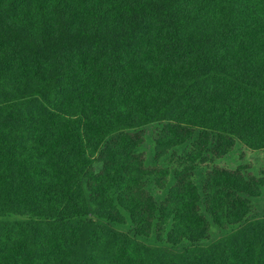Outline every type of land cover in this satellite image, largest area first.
Wrapping results in <instances>:
<instances>
[{"label":"trees","instance_id":"obj_1","mask_svg":"<svg viewBox=\"0 0 264 264\" xmlns=\"http://www.w3.org/2000/svg\"><path fill=\"white\" fill-rule=\"evenodd\" d=\"M237 144L264 150V0H0V264H264V171L195 181Z\"/></svg>","mask_w":264,"mask_h":264},{"label":"rangeland","instance_id":"obj_2","mask_svg":"<svg viewBox=\"0 0 264 264\" xmlns=\"http://www.w3.org/2000/svg\"><path fill=\"white\" fill-rule=\"evenodd\" d=\"M160 127L159 124H152L145 128L146 130V141L145 144L139 149V152H144L147 156L146 166H155L161 165L162 167L174 169L177 166L176 160L171 157L172 153L167 156L166 158L157 161L154 151V141H153V134L155 130ZM198 135L194 138L197 140ZM193 140V141H194ZM185 144L184 146L176 149V154L179 157H187L188 153L191 150L192 142ZM200 164V163H198ZM211 166H219L228 169H237V168H246L248 171L252 172L256 176H261L264 171V150L260 151H253L248 149L247 147L237 144L234 151L228 154L223 159L216 160L214 163L208 165H199L195 172V181L199 186L200 190H202L205 174L209 167ZM174 177L171 176L170 183L165 191L159 192L153 180L150 181L149 190L151 194L158 201H162L165 196L167 195L169 188L174 185ZM252 202L255 206L254 212L251 215L250 219H260L264 217V188L262 189V196L260 198L252 199ZM127 223L125 225H114V227L122 232H131L133 229L132 222L128 215H126ZM211 220V219H210ZM212 222V221H211ZM234 229L230 228L227 231H224L218 228L216 225H212V232L209 239L203 241L200 245L201 246H208L213 242L220 240L221 238L225 237L227 234L231 233ZM140 241L146 243L150 246H163L166 245V242L160 243L155 235H152L150 238H143L137 237ZM188 246L187 243L182 244L177 249L183 250Z\"/></svg>","mask_w":264,"mask_h":264}]
</instances>
